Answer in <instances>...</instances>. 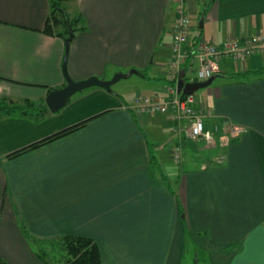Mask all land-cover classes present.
Wrapping results in <instances>:
<instances>
[{
	"label": "crops",
	"instance_id": "crops-1",
	"mask_svg": "<svg viewBox=\"0 0 264 264\" xmlns=\"http://www.w3.org/2000/svg\"><path fill=\"white\" fill-rule=\"evenodd\" d=\"M66 2L69 18L85 28L69 46L71 79L111 80L137 70L153 91L121 96L93 87L45 117L0 113V264H44L22 228L39 239L91 238L102 264H264V73L252 74L264 69V53L243 64L224 59L204 89L207 100L196 93L197 107L212 113L206 132L218 126L215 146L179 141L167 115L129 109L138 95L166 97L181 6L196 18L192 38L222 47L264 34V0ZM50 13L51 0H0V100L40 104L66 86L67 38L43 32ZM183 71L186 82L193 78ZM229 122L246 133L231 140Z\"/></svg>",
	"mask_w": 264,
	"mask_h": 264
},
{
	"label": "built area",
	"instance_id": "built-area-1",
	"mask_svg": "<svg viewBox=\"0 0 264 264\" xmlns=\"http://www.w3.org/2000/svg\"><path fill=\"white\" fill-rule=\"evenodd\" d=\"M192 23L186 10L181 6L177 11V19L173 26L172 61L170 65V85L166 90V97L160 95L135 97L129 109L137 115L163 114L173 122V135L178 139L193 142L204 141L207 146H215L214 131L206 132L205 119L212 113L205 106L198 108V97L195 94L187 95L178 90V79L181 72L188 69L187 73H194L190 83H203L220 73V63L227 58L241 64L255 53H264V34H258L253 39H248L241 44L238 39L226 40L223 46H218L207 41L204 37L192 38ZM191 60V61H190ZM188 62L195 65L196 69L188 67ZM187 65V66H186ZM226 135L231 139H238L246 133L242 127L234 123H227ZM182 142V141H181ZM181 147L175 148L174 156L177 160L182 158Z\"/></svg>",
	"mask_w": 264,
	"mask_h": 264
},
{
	"label": "trees",
	"instance_id": "trees-1",
	"mask_svg": "<svg viewBox=\"0 0 264 264\" xmlns=\"http://www.w3.org/2000/svg\"><path fill=\"white\" fill-rule=\"evenodd\" d=\"M65 1L66 0H51V13L47 19L43 31L45 34L50 36L57 35L58 37H62L63 39H66L69 36V29H68L69 27H71L73 32L85 30L84 27L80 29L78 28L80 19L71 20L69 18L66 9L63 6V3ZM190 68L195 70V65H191L190 63ZM263 73H264V69L256 71L252 74L254 76L260 77ZM233 77L241 80V77H245V76L238 74V75H233ZM186 80L189 79L186 77ZM48 112L49 110L46 107L45 102H41L40 104H34L29 101H25L21 104H16L9 99L0 100V113H4L5 115L10 117H19V116L45 117L48 114ZM87 123L88 121L71 126L39 142L33 143L25 148L13 152L7 155L5 159L12 160L23 154L29 153L30 151H33L42 146L57 141L83 128ZM231 140H237V139H231ZM22 231L25 236H27V234H30L36 243L39 244L45 243L44 245L49 244L52 246L58 244L59 247H61L62 251H64V253L66 254L65 259L63 260V264H102V256H101L100 248L98 244L91 238L76 236V235H65L56 239L54 238L39 239V238H35L25 228H22ZM36 255L44 264H52L46 259V255H47L46 252L36 251Z\"/></svg>",
	"mask_w": 264,
	"mask_h": 264
},
{
	"label": "water",
	"instance_id": "water-1",
	"mask_svg": "<svg viewBox=\"0 0 264 264\" xmlns=\"http://www.w3.org/2000/svg\"><path fill=\"white\" fill-rule=\"evenodd\" d=\"M203 27V26H202ZM69 29V37L65 40L66 43V55L63 63V72L66 79V86L51 91L45 99V105L48 108L49 112L55 114L60 112L62 109L68 106L72 98L82 93L84 90L97 87L103 89L109 93L112 92V86L118 83L123 79H128L132 75H139L137 70H131L127 74L117 73L111 80H104L98 77H92L84 81L75 82L67 73V60L69 55V46L71 41L74 39V32ZM217 76H213L206 82L203 83H188L185 81V71H182L178 79V90L180 93L192 95L200 90L207 89L212 86L213 82L216 80Z\"/></svg>",
	"mask_w": 264,
	"mask_h": 264
},
{
	"label": "rangeland",
	"instance_id": "rangeland-1",
	"mask_svg": "<svg viewBox=\"0 0 264 264\" xmlns=\"http://www.w3.org/2000/svg\"><path fill=\"white\" fill-rule=\"evenodd\" d=\"M65 2L63 3V6L66 9V11L69 12V10L71 9L70 3H68V2L65 3ZM186 14H187V11H186ZM187 15L190 17L189 14H187ZM190 20H191L192 26L194 25V27H195V23H197L196 18L190 17ZM195 69H196V67H195ZM192 75L194 76V73ZM145 84L146 83L140 77L134 75V76H132L129 79H123V80L119 81L118 83H116L115 85H113L112 86V91L114 93H118L121 96L124 95V94L126 95L127 93H129L130 95L136 94L137 91H141V92H143V91L147 92L149 90L153 91L151 88L150 89L146 88L147 86ZM163 84H164V82L162 81V85ZM165 85L169 86L170 84L168 83V81H166ZM173 86H175V85H173ZM90 90L91 89H87V90H84L82 93H79V94L75 95L73 97V100H76V99L80 98L81 95L87 94L88 92H90ZM205 90H200L199 92H197L198 97H199L201 102L204 101V100H207V99H204L203 95H202V94H204ZM180 154H182V153L180 152ZM183 161L184 160H183V156H182L180 161L179 160H175L174 162L176 164H178V166H180L179 162H183ZM183 166L184 165L182 164V167ZM27 237L30 240L31 245L33 246V248H35V251H38V252L44 251V252L47 253L46 259L50 263H52V264H63V260L65 259L66 254L64 253V251H62L61 247H59L58 244H55V246H52V245H49V244L43 245V244L36 243L35 240L33 239V237L30 234H27ZM199 260L201 261L200 264H210L209 262H207V259L205 260V258L203 260H201L199 258ZM189 264H193V263H191V260L189 261Z\"/></svg>",
	"mask_w": 264,
	"mask_h": 264
}]
</instances>
